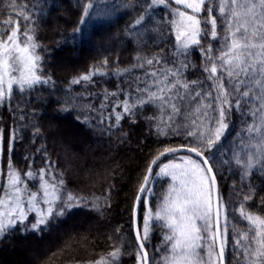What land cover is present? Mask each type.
<instances>
[{
  "label": "trees",
  "instance_id": "1",
  "mask_svg": "<svg viewBox=\"0 0 264 264\" xmlns=\"http://www.w3.org/2000/svg\"><path fill=\"white\" fill-rule=\"evenodd\" d=\"M13 2L18 7H10ZM93 3L90 17L81 25L84 0H0V30L5 29L3 22L9 18L20 21L21 31L33 28L42 57L41 74L51 78L49 83L24 93L14 88L11 99L0 103V132L5 145L0 156V188L5 187L9 163L22 174L30 190L36 189L38 181L23 173H38L50 165L51 171L65 181V192L83 198L78 206L54 218L40 231L24 222L0 236V264H91L107 256L113 246L122 249L116 264H137L133 204L145 170L164 147L187 145L191 141L185 138L183 128L179 135L172 130H168L167 136L158 134L159 121L149 119L160 115L153 106L138 108L133 116L125 115L119 125L115 124L112 111L116 103L129 99V92L132 99L137 95L134 88L145 72L133 68L137 56L173 59L175 41L168 25L170 9L162 5L148 9V0ZM21 9L31 17L29 21L18 15ZM141 15L145 19L136 26L135 20ZM202 44H211L214 50L219 46L208 38ZM105 59L107 65L103 64ZM186 62L189 67L184 76L188 80L202 79L204 60L197 47L190 49ZM95 68L106 74L97 73L91 81L71 83ZM113 92L117 95L112 96ZM242 111L234 109L229 114V129L222 138L223 151L210 161L217 174L219 194L229 206L225 259L230 264H237L232 237L236 230L247 229L246 222L233 209L244 203L248 211L264 214V168L258 166L250 176H243L242 169L232 162L230 149L235 148L248 123ZM177 123L182 121L177 118ZM13 135L15 140L10 141ZM183 156L188 155L170 156L163 163ZM157 172L158 169L151 193L142 201L141 215L145 203H150L155 211L169 186V178L158 176ZM249 187L254 190L253 198L245 202L243 196L248 194ZM165 232L153 223L146 243L150 260L159 261L165 252ZM29 253L35 254L34 261H27Z\"/></svg>",
  "mask_w": 264,
  "mask_h": 264
},
{
  "label": "snow or ice",
  "instance_id": "2",
  "mask_svg": "<svg viewBox=\"0 0 264 264\" xmlns=\"http://www.w3.org/2000/svg\"><path fill=\"white\" fill-rule=\"evenodd\" d=\"M161 5L170 9L168 25L175 41L173 59L137 56L133 68L145 69L143 78H138L140 82L134 88L137 95L132 99L129 92V99L116 103L112 111L115 124L119 125L125 115L133 116L136 109L153 106L160 115L149 119L159 121L158 134L167 136L168 130H172L179 135V129L183 128L185 138L191 141L187 145L164 147L145 170L133 204L137 264H230L225 259L229 206L219 194L217 174L210 161L223 151L222 138L229 129V114L234 109H243L241 114L248 117V123L244 135L235 148L230 149L232 162L243 169V176H250L258 166L264 168V0H171V3L169 0H148L147 6L151 9ZM10 7L18 6L13 2ZM94 7L93 0H84L81 25L86 23ZM18 15L24 21L31 19L23 9ZM144 19L141 15L135 25H141ZM3 24L5 29L0 30V103L11 99L14 88L24 93L51 81L41 74L42 57L37 51L39 45L34 29L26 27L21 31L20 21L11 18ZM205 38L217 41L218 48L214 50L211 44L205 47L202 44ZM194 46L202 54L204 76L188 80L184 76L189 67L186 61ZM107 63L105 59L103 64ZM97 73L106 74L95 68L71 83L91 81ZM116 108H121L122 112H116ZM177 118L182 123L178 124ZM14 140L13 135L10 141ZM182 150L194 153L198 159L183 156L179 162L161 161V157L175 156ZM4 151L0 132V156ZM154 166L158 169L156 175L168 177L170 183L155 211L150 203H145L141 215L142 197L149 196L152 190ZM8 169L7 186L0 188V236L27 221L31 213L36 214L31 228L40 231L42 226L63 216L83 199L65 192V181L51 171L50 165L38 173L31 170L23 173L38 181L36 191L28 188L22 174L11 163ZM253 194L254 190L249 187L243 201H250ZM261 202L264 203V197ZM233 212H238L247 225L246 230H236L232 237L233 259L237 264H264V214L248 211L244 203ZM153 223L166 229L162 237L165 252L159 261L150 260L146 248ZM232 227L235 230L236 226ZM121 254L122 249L113 246L107 256L91 264H116Z\"/></svg>",
  "mask_w": 264,
  "mask_h": 264
},
{
  "label": "rangeland",
  "instance_id": "3",
  "mask_svg": "<svg viewBox=\"0 0 264 264\" xmlns=\"http://www.w3.org/2000/svg\"><path fill=\"white\" fill-rule=\"evenodd\" d=\"M169 3H171V0H169ZM173 7H177L176 5H173ZM70 144H74V142L72 141V140H70V142H69ZM84 153H85V151H84ZM175 160V162H179V160H177V159H174ZM173 161V160H172ZM242 169V168H241ZM242 171H243V169H242ZM162 177H164V176H162ZM5 187H6V184H5ZM29 188V187H28ZM37 189H35V190H32V191H36ZM234 192L235 193H237V190H234ZM234 192H233V194H234ZM234 199H236V196H232ZM35 217H36V214L35 213H31L30 215H29V217H28V220L27 221H25V223H29L30 225V227H31V223H33V222H35ZM30 219H33V221L32 222H29V220ZM18 225H20V226H22L23 225V223H18L17 225H16V227L18 226ZM43 227V226H42ZM32 229V228H31ZM21 252H25V249H21ZM36 258H35V254H32V253H29L28 255H27V261H34Z\"/></svg>",
  "mask_w": 264,
  "mask_h": 264
},
{
  "label": "water",
  "instance_id": "4",
  "mask_svg": "<svg viewBox=\"0 0 264 264\" xmlns=\"http://www.w3.org/2000/svg\"><path fill=\"white\" fill-rule=\"evenodd\" d=\"M188 155V156H192L193 158H195V159H198L196 156H195V154L194 153H189V152H186V151H180V152H177L175 155ZM170 156H172V155H166V156H164V157H161V161L163 162L166 158H168V157H170ZM161 161H158V163H160ZM156 167L154 166L153 167V177H154V174H155V171H156ZM152 180H153V178H152ZM217 184H218V182H217ZM218 187H219V185H218ZM143 199H144V197H142V201H143ZM141 205H142V203H141ZM141 205H140V208H139V212H140V209H141ZM135 227H136V225L134 224V231H135Z\"/></svg>",
  "mask_w": 264,
  "mask_h": 264
}]
</instances>
